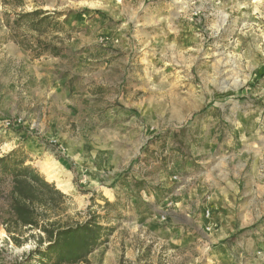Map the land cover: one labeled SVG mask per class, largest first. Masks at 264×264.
Here are the masks:
<instances>
[{
	"label": "rangeland",
	"instance_id": "1",
	"mask_svg": "<svg viewBox=\"0 0 264 264\" xmlns=\"http://www.w3.org/2000/svg\"><path fill=\"white\" fill-rule=\"evenodd\" d=\"M18 2L0 0V158L23 148L56 187L41 164L59 163L70 189L54 218L81 223L107 214L104 198L121 204L117 220H98L116 228L108 243L80 264H264V222L213 241L217 227L198 229L173 196L218 162L264 173V0ZM34 10L72 30L39 37L61 57L17 43L38 38L9 27ZM258 199L246 196L254 209ZM20 232L17 245L0 226V264H40L39 232Z\"/></svg>",
	"mask_w": 264,
	"mask_h": 264
},
{
	"label": "trees",
	"instance_id": "2",
	"mask_svg": "<svg viewBox=\"0 0 264 264\" xmlns=\"http://www.w3.org/2000/svg\"><path fill=\"white\" fill-rule=\"evenodd\" d=\"M17 1L20 6L24 5L23 0ZM61 17L62 14L43 10L23 12L16 16L9 27L15 35H19L24 28H27L28 33L37 35L38 38L34 41L27 35L16 38L22 48L33 53L34 59L45 56L59 58L65 49L45 43L39 37L55 32L70 34L72 30L58 21ZM28 161L30 158L21 147L0 158V226H3L17 245L21 243V230L38 231V247L35 253L40 264L87 262L91 254L108 243L109 237L116 230L112 226H102L98 222L99 218L107 222L117 220L112 215H120L117 213H120L121 204L104 198L103 208L107 209V214L90 217L81 223L54 218L55 215L62 217L65 214L68 196L54 183H49L41 172L27 165Z\"/></svg>",
	"mask_w": 264,
	"mask_h": 264
},
{
	"label": "crops",
	"instance_id": "3",
	"mask_svg": "<svg viewBox=\"0 0 264 264\" xmlns=\"http://www.w3.org/2000/svg\"><path fill=\"white\" fill-rule=\"evenodd\" d=\"M28 63V66L31 67L33 63L37 65L39 62ZM260 68L261 74L264 71V64ZM262 162H264V158L259 160L260 164ZM218 164L217 169L212 171L211 175L203 171L195 176H186L181 179L178 186H175L178 187L179 194L173 195L176 196L181 209L192 216V221L198 229L204 230L209 225L217 227V230H212L209 236L213 241L216 240V236L218 240L228 238L244 227L264 222V173H260L258 176L249 173L231 174V172L227 173L221 170L222 162H218ZM205 171L207 170L205 169ZM169 182L166 186L172 190L174 182H171V178ZM252 184L256 187H252ZM250 195H259V205L256 209L246 201V196ZM253 211H255L254 214H252ZM251 217H254L253 220ZM261 226L259 225L260 229ZM254 233L258 232L250 231L246 235L250 238L245 242L246 249H242V252L252 253ZM255 263L249 258L247 259V264Z\"/></svg>",
	"mask_w": 264,
	"mask_h": 264
},
{
	"label": "bare ground",
	"instance_id": "4",
	"mask_svg": "<svg viewBox=\"0 0 264 264\" xmlns=\"http://www.w3.org/2000/svg\"><path fill=\"white\" fill-rule=\"evenodd\" d=\"M219 66L223 68L225 66V64L222 63ZM223 72L224 71H222L221 73H223ZM226 89H227V87H226ZM58 164H59L58 162H53V163L47 162V163L41 164V166L44 169V172L47 175L48 179L55 181L57 183L58 189L61 190L63 193H67L70 189V185L67 182H64L63 180H61V177H60L61 173L59 170L60 167ZM66 181H68V180H66Z\"/></svg>",
	"mask_w": 264,
	"mask_h": 264
},
{
	"label": "built area",
	"instance_id": "5",
	"mask_svg": "<svg viewBox=\"0 0 264 264\" xmlns=\"http://www.w3.org/2000/svg\"><path fill=\"white\" fill-rule=\"evenodd\" d=\"M173 179H174V180H177V176H174ZM207 215H208V214H207Z\"/></svg>",
	"mask_w": 264,
	"mask_h": 264
}]
</instances>
